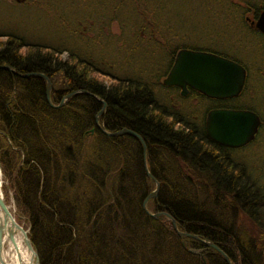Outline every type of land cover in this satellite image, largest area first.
I'll use <instances>...</instances> for the list:
<instances>
[{
    "label": "trees",
    "instance_id": "trees-1",
    "mask_svg": "<svg viewBox=\"0 0 264 264\" xmlns=\"http://www.w3.org/2000/svg\"><path fill=\"white\" fill-rule=\"evenodd\" d=\"M215 1L214 14L223 22L229 13L225 6L235 14L246 6V0ZM145 3L18 1L54 21L75 48L61 36L60 44H39L0 31L3 197L9 195L13 218L25 226L38 264H224L203 242L179 239L167 217L154 220L144 214L141 204L154 183L143 171L140 144L128 135L106 137L97 130L94 117L101 104L81 93L86 91L105 103L98 118L103 130L125 128L145 144L146 167L158 183L156 196L145 204L149 213H166L178 231L210 242L232 264H264V176L250 174L253 168L258 173L255 162L242 167L234 159L236 166L227 168L226 161L217 160L206 143L202 117L190 102L193 90L186 97L173 94L181 112L165 114L156 92L166 94L161 79L171 57L179 48L197 47L179 42L182 38L168 20L159 18L155 7L147 10ZM88 8L92 17L83 15ZM128 11L134 22L125 19ZM106 21L116 23L117 34H104L101 24ZM125 39L136 50L148 49V55L159 53L166 59L164 68L148 77L138 70L129 78L131 67L123 57L113 63L120 54L116 50L123 53ZM131 51L132 46L124 49L127 56ZM4 66L18 74H42L51 85L53 106L74 94L61 106L49 107L44 78L17 77ZM252 146L250 142L245 148ZM188 249L199 251L193 255Z\"/></svg>",
    "mask_w": 264,
    "mask_h": 264
},
{
    "label": "rangeland",
    "instance_id": "rangeland-1",
    "mask_svg": "<svg viewBox=\"0 0 264 264\" xmlns=\"http://www.w3.org/2000/svg\"><path fill=\"white\" fill-rule=\"evenodd\" d=\"M18 1L0 0V31H8L18 37L27 40L29 39V41H35L39 44L51 41L56 43L58 42L57 37L61 36L67 40V44L70 45L69 47L73 49L75 48V44L65 36L63 30L58 28L54 21L41 16V14H39L33 7L18 5ZM101 1L102 0H96V3L99 5ZM145 1V7L147 10L151 11L155 7L154 13L159 15V18H166L168 20L169 28L175 32L176 37L182 38L179 42H184L191 46H213L217 50H223L230 54H234L239 60L246 63V66L249 69L248 81L250 87L248 94L243 98V102L249 103L257 109L264 107V99L262 98L264 97V94H262V91H264V84L260 82V78H258L256 71L260 68L259 49L262 41L256 34L245 30L244 25L242 23L240 24V21L232 24L226 23L228 16L234 15L233 17L235 19L239 17V15H235L236 10L234 8L226 7L224 4H221L222 6H225L224 11L229 12L228 14L223 15V22L217 19V15L214 14V9L218 8L215 0ZM75 14L76 12L68 13L69 16H74ZM80 15L82 14L80 13L78 16ZM83 15L90 17L93 16L89 8L84 11ZM94 15L97 16V13ZM123 15L127 16L125 19L128 23L131 21L134 22V18H131L129 11L123 13ZM101 25L106 36H113L118 33L119 29L115 22L106 21ZM85 34L86 36L88 35V33ZM0 39L3 40L4 37H0ZM125 40L126 46L123 48V53L121 52L122 49H117L116 52L120 54L118 56L115 55L114 61H112L116 65L123 57L125 65L131 67L129 70H126V75H128L129 78H133L138 70L144 73V77H148L147 74H152L153 72L156 73V71L164 68L166 59L161 58L159 53H154L152 56L148 55V49L143 48L145 49L143 50L142 48H138L136 50V46L129 39ZM58 43L60 44V42ZM131 46L133 47V52L131 51L127 56L124 49L126 50ZM60 56L61 60L67 59L66 53H62ZM103 56L107 58L105 52H103ZM157 67H159V69ZM156 94L165 105H168V107L170 106L168 100L165 102V94L159 91H157ZM191 103L193 102L191 101ZM177 108L178 110L180 109L179 104ZM257 112L259 113L260 110ZM240 155L242 156L236 158L238 161L243 162L244 164L255 162L258 164V170L260 169L262 176H264V147L262 145H258L257 148H249L248 150L243 151ZM5 186L6 183L0 173V195L12 214L13 205L9 195L7 194L3 197L4 192L2 188ZM152 188L154 189V187ZM145 208L147 209L146 205ZM150 213L152 214V212ZM21 227L26 230L25 226ZM243 232L244 234L249 235L247 229L244 228ZM4 250L8 254V259L10 260L8 244L6 246L3 245V251Z\"/></svg>",
    "mask_w": 264,
    "mask_h": 264
},
{
    "label": "water",
    "instance_id": "water-1",
    "mask_svg": "<svg viewBox=\"0 0 264 264\" xmlns=\"http://www.w3.org/2000/svg\"><path fill=\"white\" fill-rule=\"evenodd\" d=\"M255 26L264 33V11L259 15ZM6 71L16 75L17 77L37 76L44 78L42 74H18L10 67H3ZM45 80L44 98L49 107L57 108L62 105L63 101L70 97L74 92L66 94L60 103L53 106L49 101V93L51 85L49 81ZM161 84L164 86H175L179 89V94L184 96L187 93V88L192 89L206 97L224 98L233 97L239 93L243 84V69L229 60L218 58L210 53L202 52L198 50L179 49L174 56L171 67L169 68L165 77L161 80ZM82 94L89 95L101 104L100 110L94 117V127L99 130L106 137H117L120 135H128L135 139L140 144L141 163L145 175L150 178L154 183V189L144 198L141 204V209L148 217L157 219L160 216H165L170 219V224L173 232L179 239L191 238L193 240H199L205 244V246L212 248L222 258L224 264H232L228 257L217 247L210 242H205L197 238V236L188 234L177 230L176 223L166 213L156 212L149 213L145 208L146 202L156 196L158 190V183L151 177L146 167L145 153L146 147L141 138L134 132L125 128L108 132L101 128L97 120L101 112L105 108V103L86 91H81ZM259 124L258 118L250 111L246 110H211L206 114L204 131L205 135L211 141L229 148L242 147L250 142L254 134L256 133L257 126ZM92 129L90 130V133ZM0 264H5L3 254L4 238L13 244V237L15 234H20L22 237V244L31 253L33 258V264H38L37 257L33 251L30 242L26 236V230L19 226L9 208L3 202L0 196ZM188 253L197 254L198 250L188 249Z\"/></svg>",
    "mask_w": 264,
    "mask_h": 264
},
{
    "label": "flooded vegetation",
    "instance_id": "flooded-vegetation-1",
    "mask_svg": "<svg viewBox=\"0 0 264 264\" xmlns=\"http://www.w3.org/2000/svg\"><path fill=\"white\" fill-rule=\"evenodd\" d=\"M246 6H243V9L241 8V13L239 14H235V15H239L238 18H234L232 16H229L228 18H231L232 21H229L228 24H232V23H237V21H240V24L242 23L244 25L245 30H248L254 34H256L261 42V47L259 49V66L260 68H258L257 71V76L258 78H260V82H262L264 84V33H262L256 26L255 23L259 17V15L261 14L262 11H264V0H246ZM239 23V22H238ZM197 48L193 49V48H186V49H192V50H198V51H202V52H207L210 53L218 58H222L225 60H229L233 63H236L237 65H239L242 69H243V84L241 87V90L239 91V93L233 97H224V98H213V97H206L204 95H202L201 93H198L196 91H194L196 94L194 96V98H192L190 100V102L192 101L194 103V105L196 106V109L198 111V114L200 115V117H202V124H203V133H204V137L206 138V143L210 146H212L213 148V154L215 155V157H217V160L219 161H226L227 162V168L230 167H235L236 164H234V159L236 160V163H239L240 166L244 167L247 164H244L243 162L238 161L236 158L241 157L242 152L247 150L246 146H248L250 144V142H253V146L252 147H256L258 145H262L264 147V107L261 109H257L255 106H251L249 103L243 102V98L248 94V90H249V69L246 66V63H244L243 61L239 60L234 54H230L226 51L223 50H217L215 47L213 46H209V45H202V46H195ZM182 49V48H179ZM177 49L173 56L171 57V62L167 68V70L165 71V75L167 74L169 68L171 67V64L173 62L175 53L179 50ZM164 75V77H165ZM163 77V78H164ZM162 78V79H163ZM192 90V89H190ZM189 92V88H187V93L184 96H181L179 94V89L175 86H166L165 89V102H167L168 100V104H170V106L168 107V105H165V114L168 112L169 113H179L181 112V110H178V102H176V98L173 99L171 98V96L173 94H177L179 97H186L188 95ZM262 94H264V91H262ZM264 99V97H262ZM211 110H246V111H250L252 112L259 120V124L257 126L256 129V133L254 134L253 139L248 142L247 144H245L242 147H238V148H229V147H224L222 145H219L213 141H211L210 139L207 138V136L205 135V131H204V123H205V117L206 114L211 111ZM260 110V112L258 113L257 111ZM258 134H263V137H259L257 139V141L254 142V139L257 137ZM246 147V148H245ZM257 165V164H256ZM243 169V168H242ZM244 170V169H243ZM252 176H254V174H256V176H262L261 170H258V173L255 172V169L253 168V173ZM197 176H201V173L198 172L196 174Z\"/></svg>",
    "mask_w": 264,
    "mask_h": 264
},
{
    "label": "bare ground",
    "instance_id": "bare-ground-1",
    "mask_svg": "<svg viewBox=\"0 0 264 264\" xmlns=\"http://www.w3.org/2000/svg\"><path fill=\"white\" fill-rule=\"evenodd\" d=\"M0 222H1V214H0ZM7 244H8L9 257L12 264H33V258L31 256V253L22 244V237L20 234L14 235L13 244L10 243L5 237L3 245L6 246ZM2 258L5 264H11L10 260L8 259V254L6 253L5 250L3 251Z\"/></svg>",
    "mask_w": 264,
    "mask_h": 264
}]
</instances>
